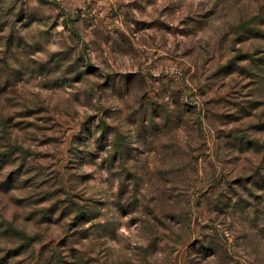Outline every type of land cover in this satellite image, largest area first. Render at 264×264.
Listing matches in <instances>:
<instances>
[{
    "label": "rangeland",
    "instance_id": "rangeland-1",
    "mask_svg": "<svg viewBox=\"0 0 264 264\" xmlns=\"http://www.w3.org/2000/svg\"><path fill=\"white\" fill-rule=\"evenodd\" d=\"M0 264H264V0H0Z\"/></svg>",
    "mask_w": 264,
    "mask_h": 264
}]
</instances>
